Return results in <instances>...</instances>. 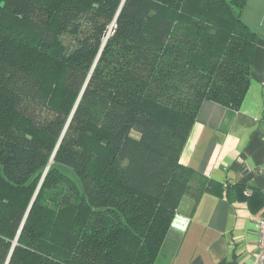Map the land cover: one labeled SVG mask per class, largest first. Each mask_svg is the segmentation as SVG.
I'll return each mask as SVG.
<instances>
[{"label": "trees", "instance_id": "16d2710c", "mask_svg": "<svg viewBox=\"0 0 264 264\" xmlns=\"http://www.w3.org/2000/svg\"><path fill=\"white\" fill-rule=\"evenodd\" d=\"M247 1L0 0V264H156L212 186L201 104L248 92Z\"/></svg>", "mask_w": 264, "mask_h": 264}, {"label": "crops", "instance_id": "0c3cea01", "mask_svg": "<svg viewBox=\"0 0 264 264\" xmlns=\"http://www.w3.org/2000/svg\"><path fill=\"white\" fill-rule=\"evenodd\" d=\"M244 22L258 34L252 79L239 108L204 100L180 161L211 181L185 195L156 264H256L264 217V0H248Z\"/></svg>", "mask_w": 264, "mask_h": 264}, {"label": "built area", "instance_id": "2783aa9c", "mask_svg": "<svg viewBox=\"0 0 264 264\" xmlns=\"http://www.w3.org/2000/svg\"><path fill=\"white\" fill-rule=\"evenodd\" d=\"M259 250L257 254V263L264 264V217L259 219Z\"/></svg>", "mask_w": 264, "mask_h": 264}, {"label": "rangeland", "instance_id": "374dc122", "mask_svg": "<svg viewBox=\"0 0 264 264\" xmlns=\"http://www.w3.org/2000/svg\"><path fill=\"white\" fill-rule=\"evenodd\" d=\"M134 135H137V134L134 132ZM156 261H157V259H156ZM156 261H155V263H156Z\"/></svg>", "mask_w": 264, "mask_h": 264}]
</instances>
